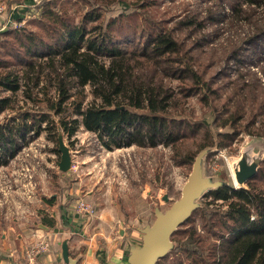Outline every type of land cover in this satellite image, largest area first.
I'll return each mask as SVG.
<instances>
[{
	"label": "trees",
	"instance_id": "1",
	"mask_svg": "<svg viewBox=\"0 0 264 264\" xmlns=\"http://www.w3.org/2000/svg\"><path fill=\"white\" fill-rule=\"evenodd\" d=\"M119 2L124 9L106 17ZM161 2L42 0L35 29L0 31L14 40L6 54L9 41H0V90L8 94L0 97V114L14 108L18 95L48 110L20 112L0 125V165L15 155V140L30 133L45 132L56 144L59 131L70 139L82 128L107 149L162 144L172 147L179 164L191 163L205 147H229L242 134L264 138V84H247L254 73L239 68L253 61L246 60L250 54L264 55V0H233L228 13L221 0L213 3L216 10L193 11L172 23L157 17L165 11L157 8ZM77 3L93 9L81 12ZM227 19L228 27L242 30L239 38L219 26ZM209 28L213 34L226 28L223 33L236 39L222 58L204 57L212 49H204L212 42ZM243 41L249 54L240 49ZM190 100L203 108L200 118L186 110ZM54 200L46 198L49 205ZM201 202L173 233L174 249L155 264H264V161L246 187L226 184ZM40 223L54 227L56 221L41 213Z\"/></svg>",
	"mask_w": 264,
	"mask_h": 264
},
{
	"label": "rangeland",
	"instance_id": "2",
	"mask_svg": "<svg viewBox=\"0 0 264 264\" xmlns=\"http://www.w3.org/2000/svg\"><path fill=\"white\" fill-rule=\"evenodd\" d=\"M160 6L157 8L165 10L158 13L157 17H166L172 23L175 19L184 18L193 11L199 14L205 13L209 8L216 10L214 2L221 0H161ZM220 6L228 13L230 4L233 0H223ZM40 2L35 3L32 0H23L22 2L7 3L6 0H0L3 6V13L0 15V27L3 29H21L27 27L35 29L33 19L37 13V6ZM30 4V5H29ZM20 5V6H19ZM81 6V12L92 11L93 8L82 3L75 6ZM122 2L115 3L111 6L110 11L106 13V17L116 15L124 9ZM93 7V6H92ZM95 9V8H94ZM17 13L25 17L21 25L15 18H11V13ZM14 13V14H15ZM11 15V17H10ZM21 18V17H20ZM21 18V19H22ZM10 21H7V20ZM135 21L130 25H135ZM225 23V24H224ZM229 19L221 23L219 26L228 27ZM131 27V26H130ZM228 27L226 30L235 31L236 35L241 36L238 28ZM224 29V31H225ZM224 31L218 30L213 34L212 28H209L207 37L212 39L209 46H204L205 50L212 49L204 56L208 58L209 53L217 57H224L227 50L234 44V38H228ZM8 39L7 44L2 47V53L7 49H11L10 43H14L10 37L0 34V41ZM248 44L243 41L240 49L246 52ZM7 53V52H6ZM5 53V54H6ZM10 57V56H7ZM248 62L244 67H239L242 71H251L254 73V79H246L249 85L264 84V55L256 59V53L247 56ZM204 63L208 59H203ZM228 65L234 67L232 60ZM17 68V66H15ZM225 72L229 71V67H222ZM220 69L215 72V76L219 81H224V77L220 76ZM235 76V71L230 72V77ZM257 78L259 80H257ZM8 95L0 90V97ZM19 101L13 104L11 110H4L0 114V125H4L14 117H19L20 112L40 113L46 112L44 104H32L29 100L21 95L17 96ZM26 100L27 102H23ZM188 112L192 111L195 118H200L204 110L200 104L194 100H190L185 104ZM206 111V116L212 120L211 112ZM210 113V114H209ZM213 131L221 130L212 126ZM63 135V134H62ZM64 143L69 147L71 154V163L74 164L67 172L58 169L60 159L57 143L50 140L45 132L38 136L28 134L25 139H16V153L13 157L6 156L5 165H0V262L5 264L6 258L10 260L20 258L23 247L35 239V231L40 225L41 213L49 210H61L60 206L66 205L69 211H73L74 204L71 196L81 194L86 196L91 192L94 197L93 201L87 199L96 208L93 219L100 213L97 209V203L104 201L106 205H111L112 210H108L111 214L119 212L123 219L126 220V226L131 231V238L136 244L141 242V233L135 231L136 227H142L146 223H151L154 219V208L165 210L170 203L176 199L183 183L185 182L193 161L179 164L172 157L173 149L171 146L162 144L156 147H140L137 145L123 146L120 148H105L96 138L95 134L80 128L78 132L70 139L63 135ZM245 147L252 148L253 152H264V138L249 134H242L239 141L229 147L222 149L215 148L214 151L208 153L205 159V172L226 181L227 185L234 186L231 165L235 159L240 156L241 149ZM264 161V160H262ZM261 161V162H262ZM261 164V163H260ZM246 187V185H245ZM108 196L102 198V196ZM163 196L167 199L164 200ZM55 197L52 205L47 204L46 198ZM74 199V198H73ZM204 197L201 199L203 200ZM200 200V202H201ZM116 202V205L113 202ZM205 201V200H204ZM70 203V204H69ZM202 204V202H201ZM115 208V209H114ZM87 217V218H92ZM94 223V224H93ZM91 223L92 233L97 230L96 222ZM199 223V220L196 221ZM93 224V225H92ZM58 231L51 230V235L40 230L38 235H48L55 237H63V233L59 225ZM32 238V239H31ZM61 239V238H60ZM73 252H75L73 250ZM71 257H74L71 254ZM4 260V261H3ZM168 261V260H166ZM165 261V262H166Z\"/></svg>",
	"mask_w": 264,
	"mask_h": 264
},
{
	"label": "water",
	"instance_id": "3",
	"mask_svg": "<svg viewBox=\"0 0 264 264\" xmlns=\"http://www.w3.org/2000/svg\"><path fill=\"white\" fill-rule=\"evenodd\" d=\"M57 144L60 153L58 169L67 172L72 160L70 149L64 143L61 131L58 132ZM215 148L216 146L205 147L197 153L179 196L165 210L155 207L153 221L139 228L141 242L131 244L122 255L101 264H155L174 249L176 242L172 240L173 233L200 207V200L209 190L227 184L225 180L207 175L205 172L206 156ZM262 160L264 152H253L250 147L241 149L240 156L231 165L234 187H245L247 180L257 173ZM163 199L166 200L167 197L163 196ZM61 256L64 264H77V259L69 255L67 238L61 243Z\"/></svg>",
	"mask_w": 264,
	"mask_h": 264
},
{
	"label": "crops",
	"instance_id": "4",
	"mask_svg": "<svg viewBox=\"0 0 264 264\" xmlns=\"http://www.w3.org/2000/svg\"><path fill=\"white\" fill-rule=\"evenodd\" d=\"M14 13H11L12 17L11 15L10 17L19 21L22 15ZM7 21L10 20L8 19ZM2 30H4L3 26L0 27V31ZM78 197H84L93 201L96 195L92 196L91 192H88L86 196L77 194L71 196L70 203L72 202L74 204V201L77 200ZM104 197L107 198L108 196H102V198ZM113 204L116 205V202L114 201ZM67 206L68 205L64 207L60 206L61 210L52 209L46 212L55 219L56 223L54 227L39 223L40 225L35 231V238L39 237L38 234L40 230L48 235H51V230L55 232L58 231L57 225H59L64 235L63 237H58L57 234L55 237H51L48 252L42 254L36 260L35 264H64L61 256V243L66 238L68 239L69 255L71 253L76 257L77 264H101L110 262L126 252L131 244H136L130 237L131 231L125 227L127 224L122 215L119 214V212L111 214L108 211L112 210L111 207L114 206L106 205L104 201L103 203L98 202L97 209L100 213L97 214L94 219L93 217L87 218L82 214H78L75 208L73 211H69ZM94 221L96 222L97 230L92 233L91 223ZM139 228L140 227H136L135 231L140 232ZM73 250L75 252H73ZM6 259L7 262L5 261V264H27L23 256H20L18 259L15 258L10 260L9 257ZM0 264H2V262H0Z\"/></svg>",
	"mask_w": 264,
	"mask_h": 264
},
{
	"label": "built area",
	"instance_id": "5",
	"mask_svg": "<svg viewBox=\"0 0 264 264\" xmlns=\"http://www.w3.org/2000/svg\"><path fill=\"white\" fill-rule=\"evenodd\" d=\"M32 2L38 3L40 0H32ZM30 5V4H29ZM20 6V5H19ZM4 9L0 5V15H2ZM25 17L17 21L15 25H21V21L24 22ZM74 167V164L70 166ZM69 169V170H70ZM74 208L78 214H82L85 217H92L95 214L96 208L84 197H78L74 201ZM50 238L48 235H39L38 238L33 239L29 244L25 245L21 251V256L26 260L27 264H35L36 260L44 253L48 252L50 247Z\"/></svg>",
	"mask_w": 264,
	"mask_h": 264
},
{
	"label": "bare ground",
	"instance_id": "6",
	"mask_svg": "<svg viewBox=\"0 0 264 264\" xmlns=\"http://www.w3.org/2000/svg\"><path fill=\"white\" fill-rule=\"evenodd\" d=\"M233 176V175H232Z\"/></svg>",
	"mask_w": 264,
	"mask_h": 264
}]
</instances>
